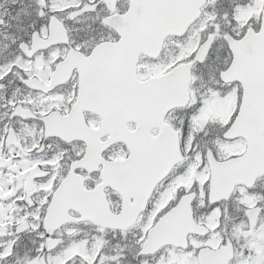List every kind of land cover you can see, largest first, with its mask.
<instances>
[{
	"label": "snow or ice",
	"instance_id": "obj_1",
	"mask_svg": "<svg viewBox=\"0 0 264 264\" xmlns=\"http://www.w3.org/2000/svg\"><path fill=\"white\" fill-rule=\"evenodd\" d=\"M0 264H264V0H0Z\"/></svg>",
	"mask_w": 264,
	"mask_h": 264
}]
</instances>
